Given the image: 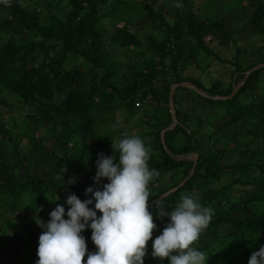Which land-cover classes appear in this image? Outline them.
<instances>
[{
    "label": "trees",
    "instance_id": "obj_1",
    "mask_svg": "<svg viewBox=\"0 0 264 264\" xmlns=\"http://www.w3.org/2000/svg\"><path fill=\"white\" fill-rule=\"evenodd\" d=\"M23 2L25 5L16 0L10 17L0 21V33L5 35V41H0V85L9 87L22 100L27 116L35 114L51 121L54 138L46 178L28 173L22 182L12 176L0 182V192L9 191L17 196L6 222H11L12 228L24 224L12 211L21 204L19 199L29 185H34L33 190L38 192L45 184L46 189L53 190L64 200L70 193L82 201L88 199L85 189L106 181L104 178L93 182L95 161L100 153L112 154L111 140L117 133V122L106 123V117L122 109L126 112L124 121L130 128L122 136L136 135L144 141L151 149L147 165L158 173L157 183L152 185L154 192L147 203L177 186L193 167L191 156L197 155L192 177L159 203L170 211L181 196L195 193L202 206L213 210L212 220L203 230L213 235V241L192 245L205 254V264H248L252 252L264 245V88L261 86L264 66L253 69L264 62V57L262 61L249 60L246 67L235 61L229 81L219 78L205 85L197 77H184L182 71L195 63L201 50L214 53L205 41L206 35L215 29L222 38L228 35L221 20L204 17L199 12L187 14L183 9L179 12L177 5L178 11L170 22L165 5L154 0ZM55 5L61 6L59 13L46 11ZM141 11H144L143 17L153 19L157 31L164 32L163 37L156 40L147 29L135 28L137 14ZM250 22L257 34L264 35V3L252 9ZM115 46L117 50L145 46L151 55L138 64L133 63L130 70L124 72L122 63L117 61ZM242 49L253 55L256 52L245 46ZM78 58L84 62L82 69L72 62ZM185 81L210 96L228 95L234 85L244 83L228 99H213L190 88H177L174 101L178 123L165 134L169 153L162 143V131L172 123L169 91L173 83ZM179 89L192 91L190 93L201 102L180 109L183 99L179 97ZM138 101L141 106H136ZM136 115L141 118L138 131L131 123ZM75 116L103 136L95 134L98 135L95 158L79 152L82 161L86 160V167L71 175L73 161L69 145L63 144L60 150L57 138L65 139L74 132L70 120ZM144 118L148 120L146 123ZM245 121H250L252 128L241 132ZM10 133L0 113V145L6 138L13 141ZM182 134L184 138L180 137ZM13 151L20 153L16 146ZM1 159L0 155V162ZM115 159L118 160V153ZM27 161L33 165L40 159ZM169 173L171 182L163 183ZM70 179L75 183H68ZM157 202L148 205V210L160 234L167 217L158 215ZM63 203L60 204L63 206ZM25 215L28 220L33 219L35 211ZM0 233V264H21L24 251L16 247L1 223ZM2 236L6 241H2ZM150 239L146 242V252L151 251ZM27 241L31 239L27 238L25 245ZM85 243L84 260L88 251H96L92 241ZM2 248L6 251L2 252ZM36 260L34 258L32 264ZM154 260L168 264L167 258Z\"/></svg>",
    "mask_w": 264,
    "mask_h": 264
},
{
    "label": "rangeland",
    "instance_id": "obj_2",
    "mask_svg": "<svg viewBox=\"0 0 264 264\" xmlns=\"http://www.w3.org/2000/svg\"><path fill=\"white\" fill-rule=\"evenodd\" d=\"M20 3L25 5L23 0H19ZM157 4H164L165 11L167 12L166 18L171 22L173 15L178 11L176 6L178 5L179 12L183 9L187 14L199 12L202 16L208 17L214 20H221L225 25L227 36L221 37V33L218 30H213L210 34L205 36V41L214 50V53L209 54L203 50L198 52V56L194 60V64H190L188 68L182 71L184 77H197L205 85H210L213 81L223 78L225 81L231 79V73L235 68L234 62L240 63L243 67L248 65V61H262L264 57V35L257 34L254 30L251 22L252 9L259 3H264V0H245L239 3L237 0H154ZM16 0H0V21H4L11 15L12 6ZM145 4V3H144ZM140 6L143 8V4ZM42 10L41 8H39ZM62 10L61 6H53L49 10V13H59ZM198 10V11H197ZM137 14L139 19L135 25V28L141 30L147 29L156 40L163 37L164 32L161 29L158 31L155 29V23L152 18L143 17L144 11ZM5 35L0 33V41L4 40ZM247 47L255 54H250L242 47ZM240 48V50H238ZM115 46L114 51L117 61L122 63V70L124 72L130 70L133 63L138 64L144 58L150 57L151 53L145 48L140 47H128L117 50ZM240 51V52H238ZM263 53V54H262ZM218 55V57L216 56ZM72 62L77 63L79 68H84V62L81 58L74 59ZM69 66L71 64H68ZM263 78L261 80V86L264 88V71L262 72ZM179 97L182 100L180 109L186 108L190 104H199L200 98L195 94H191L192 91H186L179 89ZM0 113H2L4 120L7 122V126L10 129V135L13 141L6 138L4 144L0 145V155L2 157L0 162V182H5L9 176L16 178L19 182L26 179L28 173L36 174L42 178H46L49 171V158L50 147L52 139L54 138V126L51 121L38 118L35 114L27 116L26 110L22 108V100L14 94L9 87L0 85ZM126 112L122 109L116 110L113 116L106 117V123L112 121L117 122V133L113 135L112 142H116L120 136L126 133L130 128L124 121ZM133 120V121H132ZM132 124L135 126L136 131L139 130L141 123L140 116L133 119ZM140 120V121H139ZM145 123L147 118L142 119ZM72 130L74 132L67 138H57L59 141V149L62 150L63 144L69 145V156L73 161V171L83 170L86 167V160L82 161V155L79 152L87 153L90 158H95L93 154L97 153L98 135L103 136L102 132L89 129L83 121L75 116L70 120ZM126 126V127H125ZM252 128L250 121H245L241 132H245L246 129ZM240 130V128H239ZM184 138L183 134L180 136ZM61 139V140H60ZM13 146L19 149V155L13 151ZM233 146V145H232ZM231 146V147H232ZM95 151V152H94ZM63 152V151H62ZM94 152V153H93ZM64 153V152H63ZM197 155H192L194 157ZM40 159L38 163L33 165L28 164V159ZM170 173L163 179V183H169ZM107 183V180L104 182ZM92 185L94 190L102 189V185ZM156 176L149 182L148 191L153 193L154 189L152 185H156ZM18 190L20 187L17 185ZM34 185H29L28 191L22 194L21 204L17 209L12 211V214L17 215L23 222V225H16L12 228L11 222H6L5 218L11 214V206L17 201V196L9 191L0 192V223L3 228H6L8 235L14 240L16 247L20 249L24 254L20 260L21 264H32L33 259H38L36 255L38 247V237L42 232V229L37 225L36 218L39 217L44 222L49 219V213L54 209L57 203H62L65 200L60 198L59 195L54 193L53 190L46 189V185L40 186L41 191H34ZM250 190V188H248ZM40 194V196H39ZM58 200L55 201L57 199ZM91 198V194H87ZM24 203V204H23ZM23 209L19 207L21 205ZM64 204V203H63ZM65 210L67 211V206ZM25 214H30L35 211L33 219H29ZM67 218V217H65ZM17 221V219H16ZM16 223V222H15ZM40 228V231L37 229ZM35 231V232H34ZM34 232V233H31ZM10 233V234H9ZM1 234V233H0ZM82 235L85 237V241H91V231L85 229L82 231ZM159 235V228L156 227L152 232L150 242ZM2 241H6L5 236H2ZM27 238L31 241H27V245L24 244ZM213 235L209 232L202 231L199 239L193 243V246H201L213 241ZM6 251L5 248L1 250ZM144 259V264H158L154 258L150 255L151 251L147 252ZM30 261V263H29ZM6 263V264H11Z\"/></svg>",
    "mask_w": 264,
    "mask_h": 264
},
{
    "label": "clouds",
    "instance_id": "obj_3",
    "mask_svg": "<svg viewBox=\"0 0 264 264\" xmlns=\"http://www.w3.org/2000/svg\"><path fill=\"white\" fill-rule=\"evenodd\" d=\"M111 148L112 154L100 153L95 161L93 182L106 178L102 189L86 188L91 198L83 201L70 193L64 201L67 211L57 203L47 222L36 218L42 232L35 264H144L146 242L157 227L148 210L147 186L158 173L149 169L151 149L139 136H121L111 141ZM157 207L167 222L152 240L150 255L161 261L167 258L168 264H205V254L192 245L208 227L213 210L202 206L195 193L181 196L170 211L159 201ZM85 229L91 230L96 247L87 252L86 260ZM248 264H264V245L252 252Z\"/></svg>",
    "mask_w": 264,
    "mask_h": 264
},
{
    "label": "water",
    "instance_id": "obj_4",
    "mask_svg": "<svg viewBox=\"0 0 264 264\" xmlns=\"http://www.w3.org/2000/svg\"><path fill=\"white\" fill-rule=\"evenodd\" d=\"M263 66H264V62L259 63L258 65L254 66L253 69H259V68H261ZM243 83H244V81L234 85L231 93L228 94V95L216 94V95H212V96L206 94L205 91L199 89L196 85H194L193 83H191L189 81L173 83L171 85L170 91H169V108H170V112H171V115H172V123L162 131V143H163L165 149L167 150V152L170 153V150L168 149V147L166 145L165 134H166V132L168 130L173 129L178 123V118H177V114H176V110H175V101H174L175 92H176L177 88H179V87L190 88V89H193L196 92L202 94L203 96H208V97H211L213 99H228V98H232L237 93V91L239 90V88L242 86ZM171 155H173V154L171 153ZM191 159L194 161V163H193V167H192L191 171L189 172V174L177 186H175L174 188L170 189L165 194L161 195L160 197L156 198L155 200L148 202L147 205L156 203L160 199H163L169 193H171V192L177 190L178 188H180L181 186H183L188 181V179L190 177H192V175H193V173L195 171V168H196L197 156L191 157Z\"/></svg>",
    "mask_w": 264,
    "mask_h": 264
},
{
    "label": "built area",
    "instance_id": "obj_5",
    "mask_svg": "<svg viewBox=\"0 0 264 264\" xmlns=\"http://www.w3.org/2000/svg\"><path fill=\"white\" fill-rule=\"evenodd\" d=\"M141 105H142V104H141L140 101L136 102V106H141Z\"/></svg>",
    "mask_w": 264,
    "mask_h": 264
}]
</instances>
